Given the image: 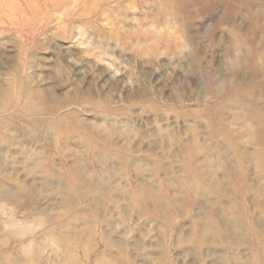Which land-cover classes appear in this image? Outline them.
<instances>
[{
    "label": "rangeland",
    "instance_id": "1",
    "mask_svg": "<svg viewBox=\"0 0 264 264\" xmlns=\"http://www.w3.org/2000/svg\"><path fill=\"white\" fill-rule=\"evenodd\" d=\"M0 264H264V0H0Z\"/></svg>",
    "mask_w": 264,
    "mask_h": 264
}]
</instances>
